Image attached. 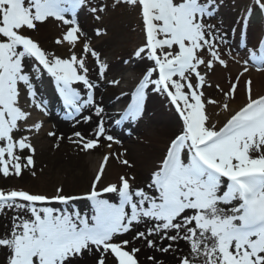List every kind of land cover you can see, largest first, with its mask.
Here are the masks:
<instances>
[{
	"label": "snow or ice",
	"instance_id": "1",
	"mask_svg": "<svg viewBox=\"0 0 264 264\" xmlns=\"http://www.w3.org/2000/svg\"><path fill=\"white\" fill-rule=\"evenodd\" d=\"M112 7L135 13L143 40L132 57L147 63L133 88L120 94L129 102L108 116L96 101L98 84L90 78L88 61H94L101 80L108 65L82 30L79 15L87 8L99 21L109 5L0 0V176L37 177L33 139L44 121L34 113L50 114L37 88L45 78L73 127L97 118L87 136L74 131L67 137L78 154L104 147L101 141L109 150L121 144L109 134L106 119L117 126L137 124L150 92L174 109L176 130L142 184L127 170L105 179L110 159L134 168L125 152L109 151L81 194L66 193L63 185L53 194L0 187V214L12 213L10 227L0 234L4 264H81L85 257L91 264H141L144 249L170 254L176 264H264V93L254 92L246 76L250 68L264 73V39L247 48L243 60L230 48L224 52L228 33L207 22L219 11V0H114ZM257 10L264 15V0H251L231 29L241 31L242 41ZM49 27L66 55L39 39ZM230 61L242 64L241 70L226 84L214 85L217 97L206 95L204 89L213 87L210 75L227 70ZM47 136L55 139V148L65 139L52 130ZM145 259L164 264L154 254Z\"/></svg>",
	"mask_w": 264,
	"mask_h": 264
},
{
	"label": "bare ground",
	"instance_id": "2",
	"mask_svg": "<svg viewBox=\"0 0 264 264\" xmlns=\"http://www.w3.org/2000/svg\"><path fill=\"white\" fill-rule=\"evenodd\" d=\"M221 1L218 13H224L225 17L222 16L223 14H219L224 20L222 23L217 22L216 25L217 27H222L228 33V44L223 46V50L227 52L230 48L234 56L240 60L246 59L248 56L247 48L258 46V42L264 37V15L258 10L254 12L246 28V41H242L241 31L238 30L239 36L231 44V36L233 34L231 29L239 26L238 22L245 6L241 4L240 0ZM103 2L104 0H91L93 5L103 4ZM85 11L84 14L80 13L79 15L80 26L87 34L95 50L101 53V59L108 65L105 74L106 78L101 80L94 61L91 59L88 61L90 78L98 84L95 89V98L97 103L104 107L108 116H115L129 102L127 98L120 96L121 92H129L133 88L137 74L145 69L147 62L133 58V51H128L121 47L122 39L124 40L123 36L125 34L129 35L130 30L135 26L128 13L118 9L108 10L106 13L101 14L102 19L97 21L88 9ZM262 24L263 26H261ZM97 28L101 30L102 35L96 36ZM55 32V29L49 27V29L43 30L37 35L45 47L55 51L58 55H66L67 48L57 46L53 42ZM247 36H249V40ZM245 43L247 47H245ZM79 50L77 49V51ZM125 60H130V64L126 65L124 63ZM119 68H127L129 70L128 74L118 77L116 71L120 70ZM241 68L242 64L232 61L229 62L227 70L217 68L215 75H210L209 77L213 87L204 89L206 95L217 97L218 93L214 85L216 83L226 84L228 79L234 77ZM247 75H250L252 79L254 92L264 93V73L250 68V73ZM114 79L120 80L121 83L118 86L108 83V81ZM37 88L38 95L48 102L50 113L48 116L34 113V117L42 118L44 121L43 129L33 139L36 148L37 177L33 178L28 172H25L22 178H6L10 182L16 180L24 183L25 188L33 191L53 194L57 186L63 185L66 193H83L94 177L103 155L109 151L125 152V158L133 163L134 168L131 170L125 169L114 158L110 159L105 179H115L118 173L127 170L134 172L137 175V183L142 184L152 169L160 149L177 127L178 118L174 113V109L169 107L164 96L150 92L146 100L144 117L137 124L117 126L113 121L106 119L105 127L109 129V134L121 140V144H113L112 149L109 150L106 147L107 142L101 141L105 145L104 147L97 148L90 154H78V150L69 143L67 137L74 131H80L87 136L95 128L97 118L93 117V120L88 124L81 123L73 127V121L64 119V110L58 96L55 94L54 85H49L45 78L43 82H37ZM117 97H120V99H117ZM114 106H118V108L114 110ZM209 111H212L211 107ZM85 114L89 113L86 112ZM220 119H223V116ZM49 130L55 131L57 135L63 134L65 136V139L60 142L59 148L53 147L56 141L54 138L47 136V131ZM42 168L43 172L40 171ZM33 187L36 188L32 189ZM78 206L83 207V204L78 202ZM9 227L10 221L0 219V234H3ZM180 246L182 248L185 247L183 242H181ZM153 254L158 256V253L144 249L140 253L141 264H147L146 256ZM163 258L164 264H176L171 257L167 258L164 256ZM4 261L5 253L0 250V264H4ZM81 264H91L90 259L85 257Z\"/></svg>",
	"mask_w": 264,
	"mask_h": 264
},
{
	"label": "rangeland",
	"instance_id": "3",
	"mask_svg": "<svg viewBox=\"0 0 264 264\" xmlns=\"http://www.w3.org/2000/svg\"><path fill=\"white\" fill-rule=\"evenodd\" d=\"M113 2H114V0H104L103 4H108L109 5V11H112L114 9L115 10L118 9V10H121V11H124V12L128 13L129 16H130L129 18L132 19V21L134 22L133 25H135V26L132 28V30H130L129 35L128 34H125L123 36L124 40L122 39V44H121V47L125 48V50L133 51L134 52L135 48L137 46H139L142 43V40H143L142 32L140 31V26H139V23L137 21V17L135 15V13L132 12L130 9L113 8L112 7ZM221 2L222 1L219 0V3H221ZM240 2L244 6L251 4V0H240ZM85 10H87V8H85L83 10V12H81V13L84 14L86 12ZM219 14H223L222 16H224V13H222V12L218 13L217 12L216 16L212 20H209L207 22L208 23H212V24H214V23L216 24L217 22H220L221 23L224 19ZM225 25H227V24H225ZM261 26H263V25H261ZM238 36H239V33L237 31L235 33H233L232 36H231L232 37V41L230 43L231 44L234 43L236 41V39H237ZM247 39L249 40V36H247ZM263 39H264V37H263ZM128 64H130V63H128ZM119 69L120 70H117L116 71L118 77L124 76V75L128 74V72H129V70L127 68H119ZM140 73L137 74V78L139 77ZM116 108H118V106H114V110ZM15 185L16 186H22V187L25 186L24 183L17 182L16 180H12V182H10V181L6 180V178H3L2 176H0V187H11V186H15ZM35 188L36 187H33L32 189H35ZM11 215H12L11 212H7L6 214H0V219L3 220V221H10V219H8V218H10ZM4 223L6 224V222H4ZM164 256L167 257V258L168 257L173 258L170 254L169 255H164ZM157 257L159 259H162V260L164 259L160 253H158V256ZM164 263H165V261H164ZM174 263H176V262H174Z\"/></svg>",
	"mask_w": 264,
	"mask_h": 264
}]
</instances>
